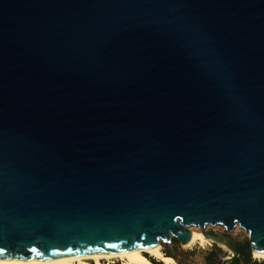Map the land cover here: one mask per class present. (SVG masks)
<instances>
[{"label": "water", "instance_id": "1", "mask_svg": "<svg viewBox=\"0 0 264 264\" xmlns=\"http://www.w3.org/2000/svg\"><path fill=\"white\" fill-rule=\"evenodd\" d=\"M206 226L264 253V0H0V261Z\"/></svg>", "mask_w": 264, "mask_h": 264}, {"label": "bare ground", "instance_id": "2", "mask_svg": "<svg viewBox=\"0 0 264 264\" xmlns=\"http://www.w3.org/2000/svg\"><path fill=\"white\" fill-rule=\"evenodd\" d=\"M206 232V230L204 229ZM190 241L184 246L188 248L193 245L203 247L208 245L210 240L205 239L197 228H190ZM224 250L229 252L225 247ZM254 260L264 261V253H252ZM151 260L162 264H175L174 260L163 254L160 245L151 249H135L124 251L121 253H93L81 256H64L55 259L46 260H10L0 261V264H113L115 262L121 264H153Z\"/></svg>", "mask_w": 264, "mask_h": 264}, {"label": "rangeland", "instance_id": "3", "mask_svg": "<svg viewBox=\"0 0 264 264\" xmlns=\"http://www.w3.org/2000/svg\"><path fill=\"white\" fill-rule=\"evenodd\" d=\"M206 233H209L216 238L220 240H226L231 241L233 243H247L248 242V236L245 234V232L240 229L239 227H236L231 232H226L223 227L221 226H215L205 227ZM214 244L210 242L208 245H204L203 247H199L198 245H193L188 248H185L184 246H181L179 242L173 240L170 244H163L161 243L160 246L162 247L163 254L170 255V257L174 260L175 264H205V257L209 252L214 250ZM222 249L223 254L219 255V260L215 261V264H221V260H223L226 257H229L231 254L224 250V248L220 247ZM253 261L262 262L261 260H254ZM153 264H155L154 260H151ZM113 264H121L118 262H115Z\"/></svg>", "mask_w": 264, "mask_h": 264}, {"label": "trees", "instance_id": "4", "mask_svg": "<svg viewBox=\"0 0 264 264\" xmlns=\"http://www.w3.org/2000/svg\"><path fill=\"white\" fill-rule=\"evenodd\" d=\"M226 244L237 253V258H235L230 264H264V261L262 262H257V261H253L251 259V252H250V248L247 243H233L231 241H226ZM173 242H175L173 240ZM214 246V250H212L211 252H209L207 254V256L205 257V264H215V261L220 259L218 258L220 254H223L222 249H220V247L213 245ZM169 256L170 255H167ZM222 261V260H221ZM153 263V262H152ZM155 263V262H154ZM155 264H162V263H155Z\"/></svg>", "mask_w": 264, "mask_h": 264}, {"label": "flooded vegetation", "instance_id": "5", "mask_svg": "<svg viewBox=\"0 0 264 264\" xmlns=\"http://www.w3.org/2000/svg\"><path fill=\"white\" fill-rule=\"evenodd\" d=\"M156 263V262H155Z\"/></svg>", "mask_w": 264, "mask_h": 264}]
</instances>
